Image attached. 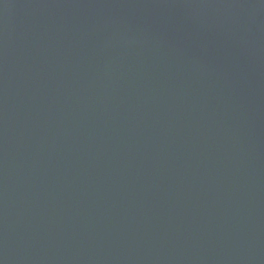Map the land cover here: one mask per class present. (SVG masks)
<instances>
[{"label": "water", "instance_id": "obj_1", "mask_svg": "<svg viewBox=\"0 0 264 264\" xmlns=\"http://www.w3.org/2000/svg\"><path fill=\"white\" fill-rule=\"evenodd\" d=\"M0 264H264V0H0Z\"/></svg>", "mask_w": 264, "mask_h": 264}]
</instances>
